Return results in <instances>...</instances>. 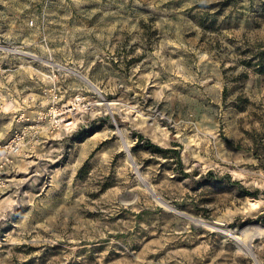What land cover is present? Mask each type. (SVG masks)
<instances>
[{"label":"rangeland","instance_id":"rangeland-1","mask_svg":"<svg viewBox=\"0 0 264 264\" xmlns=\"http://www.w3.org/2000/svg\"><path fill=\"white\" fill-rule=\"evenodd\" d=\"M263 69L264 0H0V264H264Z\"/></svg>","mask_w":264,"mask_h":264},{"label":"trees","instance_id":"trees-1","mask_svg":"<svg viewBox=\"0 0 264 264\" xmlns=\"http://www.w3.org/2000/svg\"><path fill=\"white\" fill-rule=\"evenodd\" d=\"M264 70V69H263ZM148 149H150L151 151L153 152H159L161 154H166L168 151L170 150H173L176 154V158L178 160V162L180 163L181 165V155H180V151L179 149H169V148H163L161 146H159L158 144H155L154 142H152L151 140H147L146 141V145H145ZM186 174V173H185ZM226 178L228 181H231L235 184H238L240 189H242V191L245 193V194H250L252 196H257L259 193H264V191H261L259 189H256L255 191H248L247 189H245V187H243L239 181H236V180H232L231 176L229 174L226 175Z\"/></svg>","mask_w":264,"mask_h":264},{"label":"bare ground","instance_id":"bare-ground-1","mask_svg":"<svg viewBox=\"0 0 264 264\" xmlns=\"http://www.w3.org/2000/svg\"><path fill=\"white\" fill-rule=\"evenodd\" d=\"M236 242H237V241H236ZM241 246L245 247L244 245H241Z\"/></svg>","mask_w":264,"mask_h":264}]
</instances>
